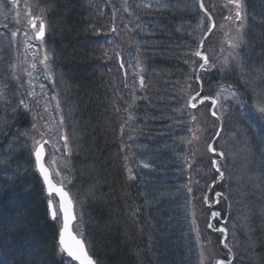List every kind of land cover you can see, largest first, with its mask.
<instances>
[{
	"label": "trees",
	"instance_id": "16d2710c",
	"mask_svg": "<svg viewBox=\"0 0 264 264\" xmlns=\"http://www.w3.org/2000/svg\"><path fill=\"white\" fill-rule=\"evenodd\" d=\"M134 1L135 5L132 6L135 8V13L141 17V24H134L130 29L119 30L116 36H113L109 28L102 31L85 30L82 32L73 25L72 22L75 21L81 10L85 13L100 11V9L94 8L96 7L95 0L33 1L47 14L48 40L59 38L54 44L49 41L50 50L55 53V66L64 71V67L72 65V69L78 75L76 83L71 88L75 94L66 99L68 102L76 100V103L72 105L78 111V114L73 113L75 115L73 119L77 126L70 130L72 134L78 132L77 143L81 145L83 151L79 156H73V161L71 160L74 164V193L78 192L79 197L75 203L76 207L80 209L81 226L90 239L99 264L102 261L105 264H131L127 263L131 254L139 258L140 264H196V258L186 259L191 254L189 242H185L187 233L180 229L177 232L178 242L169 239L166 227H173L177 220L180 222L183 221L182 219L186 220L184 216L178 215L177 209L175 211L172 206L175 208L179 205L180 208L183 204L190 205L192 203L194 209L205 208L203 202L199 206L195 205L193 196L195 200L197 195L203 197L205 191H208L209 180L215 179L216 176L199 179L200 181L197 180L196 183H192L191 187H188L189 178L185 169L168 168L166 171H160L163 174L153 171L148 177L146 172L144 176H140L136 169L134 171L136 177H140L145 184L156 185L157 188L142 185L139 195L144 202L141 205L143 209H132V212L138 214V224L137 226L133 225V230L130 226L125 227L124 223L128 222L126 211L129 209H120L119 205H113L110 202V199L114 198L124 204L130 201L135 194L131 189L127 192L122 190L127 194L125 195L118 190L116 185H113L114 182L120 181L121 173L119 171L122 166L120 162L123 157V152L118 144V132L113 128L109 132L104 130L106 126L82 118L84 110H89L93 115H99L103 111L101 102L95 101L93 91L121 81V69L118 66L120 62L127 67L132 59H136L135 66L131 65L133 69L131 77L134 81L136 74L145 76L149 85L147 89H151L150 92H146L147 94L155 90L156 84L161 78L175 77L177 74L188 78L189 74L196 72V68L193 71L195 66L192 60H197L193 53L198 50V39L201 35L198 29L201 27L193 24V20L196 18L189 15L186 10L188 5L185 1L174 0L175 4L169 5L170 8L162 5L153 11L141 10L140 4L148 3L141 0ZM118 11H122V9L119 8ZM262 23L263 20L259 21L254 29L248 31V33L250 32L249 38L254 40L258 38L256 31L262 27ZM146 25L147 28H145ZM121 43H126V48L121 47ZM209 44L211 46L213 44L211 39L207 45ZM69 45H73L75 53L82 54L83 58H72L69 63H65ZM258 45H260L258 47L260 53L257 52L256 56L260 57L259 63L253 56L255 52L244 53L246 61L250 62L248 66L250 69H256L259 65L260 68L264 67V37L258 41ZM112 47H119L120 55L115 56ZM223 50L227 52L226 48ZM158 57L161 59L160 63L156 60ZM214 57L212 55V58ZM223 60L224 57L220 56L219 69L217 67L203 78L204 89L206 87L210 89L215 80L222 78L221 75H230L237 79L239 66L234 67L235 71H233L232 68L229 69L221 64ZM193 76L196 77V74L194 73ZM158 85L163 92L171 95L169 87L162 83ZM188 86L191 88L192 95L197 92L196 79ZM256 91L258 95H263L264 85H256ZM4 106L10 108L11 103H4ZM128 106L134 108L133 103ZM65 107L71 109L70 105ZM166 109L174 111V104H167ZM147 110V107L143 109V111ZM65 118L68 119L67 114ZM69 121L73 123L72 120ZM8 122L9 118L0 111V123ZM162 127L165 128L164 125ZM110 138L114 139V144L109 143ZM123 139L125 142H129L126 146L129 151L134 150L133 146L140 143L135 136L126 135ZM17 141L19 142L9 143V147L14 150L19 163L13 169L15 175H11V170V173L8 172L0 177V258L5 264H54L52 258L57 255L58 251L57 225L50 222V218L47 216L46 199L39 178L30 174L32 169L30 154L25 152L19 138ZM132 141L134 142L132 143ZM19 146L22 148L17 152L16 149ZM139 147L141 146L139 145ZM112 155L117 163L112 162L110 158ZM158 162V155L153 156L148 164L151 167L150 170H153ZM86 165L92 167L89 179L86 178V172L88 173ZM5 171V166L0 165V173ZM233 172V169L229 170L230 174L228 175H231V178L228 181V188L225 189L231 191L228 194L239 192L246 194L244 197H250L256 193L255 200L263 205L264 189L257 191L256 184L264 182V167L255 171L250 168L249 171L242 172L243 175L250 173L249 185L253 188L248 190H239V186L243 182H238V179L232 175ZM113 177L116 179L112 181ZM131 184L139 185L140 183L133 182ZM222 190H224V186L221 187ZM240 200L246 202L244 199ZM152 209H171L165 213L168 219H165L164 214L161 215L160 224L166 229H163L165 237L161 241L163 243L161 246L157 245V241L151 243V240L149 242L141 240L143 236H146L147 227L150 231V225L154 223ZM220 209H222L221 205ZM262 209L264 208L262 207ZM233 221L235 223L229 227L230 233L233 234L237 230L240 231L241 236L243 225L238 220ZM176 225L178 226L177 223ZM181 228L185 229V227ZM139 236L140 238H136ZM240 236L233 239L234 242H237L235 243L237 262L253 260L251 263L256 261L255 264H264V256L257 257L258 248L255 246L254 238H240ZM260 237L264 238V234ZM263 246L264 244L261 243V247ZM50 250L53 251L51 254H49ZM173 251H177L175 256L172 255ZM36 252H39L37 256ZM182 256V259H177ZM63 261L66 260L62 259L61 264Z\"/></svg>",
	"mask_w": 264,
	"mask_h": 264
},
{
	"label": "bare ground",
	"instance_id": "6f19581e",
	"mask_svg": "<svg viewBox=\"0 0 264 264\" xmlns=\"http://www.w3.org/2000/svg\"><path fill=\"white\" fill-rule=\"evenodd\" d=\"M182 1H185L188 5L186 10H188L192 18L197 19L201 15L204 19L222 22L220 32L230 37V24L229 21L226 22L228 16L225 15L228 8L225 3L218 10L213 0ZM225 2L229 6H233L230 0H225ZM240 3L242 5L241 8L245 11L247 27L242 35V40L238 42L239 47H241L238 48L240 51L239 54H244L245 52L260 53L258 41L264 37V0H240ZM133 4L135 5L134 0H95L94 5L96 7L94 8H98L100 11L85 13L81 10L72 23L77 30L82 32L85 30L90 32L96 30L102 31L105 28H109L113 36H116L119 30L130 29L134 24H141L142 19L138 13H135ZM171 4H175L174 0H151L147 4L149 7H144L143 4H140V7L144 11H153L162 7V5L170 8L169 5ZM201 4H203V7H201ZM119 8L122 11H118ZM235 10L232 9V12L234 13ZM261 20H263L262 27L256 31L258 38L254 40L249 38L248 35L245 36L247 31L252 28L254 29ZM45 26V32L48 33V24L45 23ZM145 28H147V25ZM253 32L255 33V31ZM18 34L16 27L8 24L7 30L0 34V44H7L10 40L15 39ZM46 39L47 41L44 43V46L49 51L46 59L48 66H38V62L35 61L28 66L30 67L29 74L35 79L33 83L30 82L28 84L25 82V85H16L17 80L15 78L11 79V81L2 79L0 81V111L9 118L8 123H0V165L6 168L5 172L0 173V177L11 170V175H15L13 169L19 164L16 160L14 150L9 147L10 142H19L17 141V138H19L24 144L26 153L33 149V147H29L25 142L29 139L32 143L33 133H30L29 124H35L41 120L43 116L42 102H46L51 106H49L50 111L48 110L49 118H51L55 111L56 115H59V119L61 118L63 120L65 119V112L61 108L65 107L64 101L75 94L71 88L76 83L77 73L72 69V65L64 67V71L62 68L55 66V53L49 47L50 42L54 44L59 38L48 40L47 35ZM121 47L126 48V43H121ZM112 48L115 56L120 55L121 50L119 47ZM1 51L2 48L0 46V53ZM72 58H83V55L76 54L74 46L69 45L65 63H69ZM156 60L158 63L161 62L159 57ZM11 62L12 59H0V72L5 73L9 71L8 75H10V68H14L10 67ZM135 62L136 59H132L127 67L122 62L118 63L121 69V81L93 91L95 101L101 102L103 111L99 115H93L89 110H84L82 115V118H87L86 120L89 122L106 126L104 130L110 132L112 131L111 128H113L118 132V144L120 150L123 152V157L120 162L122 164L120 167L121 171H119L121 173L120 181L114 182L113 185H116L120 192L122 190L127 192V190L129 191L131 189L135 194L130 201L124 204L111 198V204L119 205L120 209H129L126 213L131 212L134 221L133 225L137 226L138 214L132 212V209H143L141 205L144 202L139 195V191L142 185L147 187L149 184L143 183L140 177L135 176L134 171L136 169H138L137 173L140 176H144L146 172L147 177L153 171L159 173L160 171L168 170V168L185 169L189 178L187 186L191 187L193 185L192 183H196L199 179L219 176L216 167L213 165V161H216L221 170H226L223 171L224 178H218V180L210 179L209 182L211 183L209 184H212V190L208 189V191H205V196L209 197L210 201H213L214 209H220V198L224 199L228 194L221 191V187L224 185L221 181L230 180L231 175H228L230 174V167H232L231 169L233 167L237 168V170L240 169L242 172H247L250 168L252 171H255L264 167V121L261 119L260 114L258 115L255 110L247 106L249 104L247 100L248 94H241L239 88L240 83L230 75H221L222 78L215 80L212 88L209 89L206 87L204 89L205 83L203 77L212 71H203L200 74L201 71L198 69L196 74L200 75H196V77L193 76L194 72L193 74H189L188 78L182 74H177L175 77L171 76L166 79L161 78L156 84V89L150 94H147L144 90H137L136 85L139 82H133L131 74L129 75V72L132 70L131 65L134 67ZM243 65L249 66L250 62L246 60H235L230 63V68L235 71L234 67ZM37 70H40L39 74H37ZM14 73L19 74L17 71H13L12 74ZM195 79L198 84L196 94H200L197 97V108H193L188 104L190 98L195 96L192 95L191 88L188 84L193 83ZM159 83L169 87L171 95L163 92L162 88L158 85ZM47 84H49L48 86L54 93L47 94V99L43 100L42 95L46 93L44 89ZM200 97L217 99V104L213 108L211 99H206L204 103H200ZM4 103H11V107L6 108ZM73 103H76V100L66 101V105H70L71 107V109H67L72 113H77L78 111L73 108ZM130 103L134 104V108L128 106ZM169 103L174 104V111L166 109ZM233 104H238L243 110L235 113L230 109ZM243 105L246 107H243ZM146 107L148 110L143 111ZM204 107H206L205 110L208 109L211 112L212 118L214 117L218 120L217 125L219 126L217 128L209 125L203 126L204 131L211 139L205 136L203 138V134L200 132L201 129L193 130L195 127L193 121L196 118L205 121L206 117H208L203 110ZM197 111L198 116L196 114ZM213 111L216 113L215 116L212 115ZM69 122L71 123V121ZM71 134L70 129L64 126V134L61 133L58 138H62L61 141L64 142V137L66 136L68 141H72ZM126 135L135 136L140 141L139 144L133 146L134 150H127L126 146L129 142H125L123 139ZM43 140L48 141L45 138L39 139L41 142ZM109 143L114 144V139L112 140L110 138ZM209 145L215 149V152L209 151ZM219 153H223V157L219 156ZM155 155H158L159 162L154 166L153 170H150L151 167L148 164ZM110 158L113 163H117L113 155ZM36 172L39 174L38 171ZM160 173L163 174L162 172ZM156 176L158 177V174ZM133 182L140 184H131ZM148 187L157 188L156 185H149ZM217 193H221L222 195L217 196ZM123 194L127 195L126 193ZM172 209L175 211L177 209L178 215H182V211L193 210L194 208L191 203L190 205L183 204L180 208L179 205L175 206V208L172 206ZM74 215L76 219L72 224V230L73 234L77 235L75 228L80 229L81 226L80 209H74ZM49 221L57 225L59 233L61 225L52 219ZM77 238L82 239L78 235ZM225 244L228 247H225ZM84 245L85 250L94 261V264H99L93 247L88 248L85 242ZM57 246V255L52 260L54 264H61L62 259L69 257H67L66 253L60 251L58 240ZM229 249H231L232 264L238 263L236 260L238 255L235 250V245H229L228 241L218 244V251L220 254H224L222 260L225 263H227L229 258ZM52 252L50 250L49 254ZM38 253L36 252V256ZM129 262L131 264H140L139 258L132 254L127 263ZM239 262L242 261L239 260ZM0 263L5 264L1 258ZM74 264H79V262ZM100 264L105 263L102 261Z\"/></svg>",
	"mask_w": 264,
	"mask_h": 264
},
{
	"label": "rangeland",
	"instance_id": "374dc122",
	"mask_svg": "<svg viewBox=\"0 0 264 264\" xmlns=\"http://www.w3.org/2000/svg\"><path fill=\"white\" fill-rule=\"evenodd\" d=\"M213 1L218 10H220V7L223 3H225L228 8V11L225 15L228 16L226 22L229 21L230 24V37L226 36L225 33L220 32V25H222V22L215 21L212 19H204V17L201 15L199 18L193 20L194 25H198L201 27L199 28L200 30L198 29V32L200 31L201 34L200 38L198 39V42L201 43L202 40L203 43L208 44L210 39L213 42L212 46L211 44L205 45V48L208 51L206 54L209 55V58L211 59V64L206 69V66H204V69H200V74L203 71H212L216 69L218 67V63L220 62V56L224 57V60L221 61V64L225 66L228 65L227 68L229 69L230 62H233L235 60H246V55L239 54L240 51L238 50V48H241L239 47L240 45L238 42L242 40V35L247 27L244 9L241 8L235 10V4L233 3V6L231 7L225 2V0ZM232 9L235 10L234 13L232 12ZM237 11H240L241 13L239 17H237L236 15ZM32 19H37V29L35 30L31 27L30 21ZM39 19H42V16L36 4H34V6L30 4L27 8L26 0H0V34L7 30L8 24L16 27L17 34L19 33L15 39L10 40L7 44H0L2 48V51L0 53V59H12L10 67H14L10 68V75H8L9 71H6L5 73L0 72V81L1 79L11 81V79L15 78L17 80L16 85H25V82L30 84V82L33 83L35 79L33 78V76L31 77V74H29V64H32L35 61L38 62V66H48L45 58L47 57V54H49V51H47L44 46V43L47 41V39L44 37V39L42 38L41 40H39L36 36V32L39 27ZM248 31L245 36L248 35L249 37L250 32L248 33ZM224 48H226L227 52L223 50ZM221 52L222 54H220ZM212 55H214L215 57L212 58ZM253 56L257 58L259 63V55L256 56V53H254ZM192 62L195 66L194 70L196 68V74L200 65L202 64V60L197 58V60H192ZM239 68L240 70L237 71V81L240 83V92L241 94H248L247 100L249 104H247V106H250L252 110H255L258 115L260 114L261 119L264 121V114H261L257 111L258 105H264V94L258 95L256 92V85H264V67L260 68L259 65L256 67V69H250L248 66L243 65L239 66ZM13 71H17L19 72V74H12ZM39 71L40 70H37V74H39ZM130 74H133V69L129 72V75ZM204 74L206 73L204 72ZM203 78H205V76ZM135 79L136 80H134L133 82H139V84L136 85L137 90H144L145 92H150L151 89H147L149 85L147 84V79H145V76L142 77L141 74H136ZM141 80L143 81V84H141ZM48 85L49 84H47L44 89L46 93L42 95L43 100L47 99V94L54 93ZM212 87L213 85L211 86V88ZM195 94L196 93H193V95ZM196 102L197 100L193 101V103ZM64 105L66 106V101H64ZM49 106L50 104L48 105V103L42 102L43 116L41 120L37 121L35 124H29L30 133H33V138H35V140H39L40 138L48 139L49 143L48 145H45L46 165L50 167L51 170L54 168L55 170L60 172V176H55V174L53 173L54 179L56 181L63 180L65 189H67L71 193L72 198L75 201L76 199L78 200L79 197L78 192L74 193V164L73 166H71V164L68 163V160H70L68 159V151L72 152L71 156H79L83 153L81 145L77 143L78 132H73V134H71L72 141L67 140V148H65V141L62 142V138H58L61 133L64 134V126L68 127L69 129L71 128V130H73V128L75 129V126H77L73 119L75 115L71 111L69 112L66 107H63L61 109H63V111L65 112V117L66 114L68 115V119H59V115H56L55 111L54 114H52L51 118H49L48 110L50 111L51 107ZM243 107L246 106L243 105ZM205 109L206 107H204L203 110L208 117H206L205 121H201L200 118H196V120L193 121L195 124L193 130L201 129L200 132L203 134V138L205 136L211 139V137L204 131L203 126L209 125L217 128L219 125H217L218 120L214 117L212 118L211 112L208 109ZM230 109L235 113L243 110V108H240L238 104H233ZM58 111L60 110L58 109ZM196 114L198 116V111L196 112ZM70 117L72 118L70 119ZM69 120H72L73 123H70ZM34 125L35 128L33 127ZM41 134H43V137L41 136ZM33 138L32 143L29 139L26 140L25 143L29 147H33L31 153L28 152L30 154V165L32 167L30 174L34 175L35 172V174L38 176L33 161L34 155L32 154L35 149ZM21 144L24 146L22 142ZM13 145L15 146V144ZM21 148L22 146H19L16 151L19 152ZM51 160H55V165H50ZM86 167L88 168V173L86 172V178L89 179L90 172L92 171L90 168L92 167L89 165H86ZM223 167L221 168L223 169ZM231 168L232 167H230V169ZM233 170L234 172L232 175H234V177L238 179V182H243L239 186V190H248L250 188H253V186L249 185V172L247 175H243L242 170H237V168L234 167ZM221 171L223 172L226 170L223 169ZM218 178L219 176H216L215 180H218ZM115 179L116 178L113 177L112 181ZM221 182H223L224 184V190H222V192L230 193L231 191L225 190L226 187L228 188V181L224 180ZM211 185H208V189L210 190H212ZM41 186L42 189H44L43 185ZM256 187L258 189L257 191L263 190L264 182H262L261 184H256ZM42 192H44V196L46 199L45 209H48L47 192ZM255 194H252L250 197H244L246 194H242L239 192H234V194L231 195L228 194L227 199H225V197L224 199L220 198V204L222 206V209H214L213 204H209L210 202H207L208 205L205 206V208L193 210L189 209L188 211H182V216H185L186 220L182 219V222H180V220H177L176 223L178 224V226L176 225V223H174L173 227H166L167 230L162 227V224H160V220L161 215L163 214L165 219H168L165 213L170 211L171 209H155L153 210L152 218L154 223L150 225V231L147 227L146 236H143L144 238L142 237L141 240H144L145 242H149V240H151V243L157 241V245L161 246L163 244L161 241L165 237L163 235V229H165L167 231L169 239L179 242L177 232L182 229L187 233V235L185 236V242L188 241L189 246L191 248V254L186 259L188 260L189 257L196 258V264H216L217 260H222V258L224 257V254H220L218 251V243L228 241L229 245H236L235 243L237 242H234L233 239H236V237L240 236V231L236 230L233 234H231L229 231V227L235 223L233 220H238V222L243 225V232L241 233L240 238H254L255 246L256 248H258L257 257L261 258L264 256V249L262 250L264 246L261 247V243L264 244V238L260 237V235L264 234V209H262V207L264 208V204L260 205V202L255 200ZM204 196L202 197L200 195H197L196 200L193 196L194 204L197 206L201 205V202H204ZM240 199H244L246 200V202L244 203ZM76 209L78 208L76 207ZM213 212H218L222 220L217 222L216 219L219 216L213 217ZM159 213H161V215H159ZM47 216L49 217V214ZM127 218L128 222L125 221L126 223H124V225L125 227L130 226V228L133 230L134 221H132L133 217L132 215H130L129 212H127ZM209 225H212V227H209ZM181 227H185V229ZM219 228H224L225 232L217 231L216 229ZM75 232L80 238L84 240L88 248L93 247L89 237L84 233V229L82 226H80V229L75 228ZM224 236H227L225 240L223 239ZM136 238H140V236ZM175 252L177 251L172 252L173 256H175ZM182 258L183 256L177 259L179 260ZM252 261L253 260L238 263L255 264L256 261L254 263H251Z\"/></svg>",
	"mask_w": 264,
	"mask_h": 264
},
{
	"label": "snow or ice",
	"instance_id": "6c2138e0",
	"mask_svg": "<svg viewBox=\"0 0 264 264\" xmlns=\"http://www.w3.org/2000/svg\"><path fill=\"white\" fill-rule=\"evenodd\" d=\"M230 2L235 4L237 9H241L242 5L240 0H230ZM144 7H149V5L144 4ZM203 7V4H201ZM43 11V9L41 10ZM237 17L241 15L240 11L236 13ZM32 29H37V19H32L30 21ZM45 23L43 19H39V27L36 32V36L38 39H42L45 35ZM15 35V34H14ZM195 56L201 57L204 61L203 64L200 65L202 69L204 66L208 64L207 56H204L200 51H195L193 53ZM47 59V57L45 58ZM141 84L143 81L141 80ZM200 94L197 93L195 96H192L191 99L188 101V104L195 108L197 105L193 103V101L197 100V97ZM206 99H211L208 97H200L199 102L204 103ZM23 103V101H21ZM217 104V99H211V105L214 108ZM257 111L261 114H264V105H258ZM212 115L215 116V111L212 112ZM219 119V117H217ZM193 119H195L193 117ZM35 128V125L33 126ZM43 137V134H41ZM65 139V148H67V137ZM34 140V155L36 166L43 177L44 184L47 186V203H48V210L53 221H56L58 224L61 225L59 231V247L62 253H66L67 257L71 258V260L78 261L79 264H94V261L89 257L87 251L85 250V245L82 239H78L77 235L73 234L72 230V222L76 219V216L73 213V201L69 195V192L65 190L63 180L53 182V173L55 176H60V172L55 170L54 168L50 171V167H46L44 164V154H45V145L48 144L47 140H43V142L39 140ZM209 151L215 152V149L209 145ZM219 156L223 157V153H219ZM50 165H55V160L50 161ZM213 165L216 167V171L219 173V178H224V173L221 171L219 165L216 161H213ZM217 196H221V193H217ZM58 198V199H57ZM227 199V197H225ZM55 201V203H54ZM213 217H217L220 214L218 212L212 213ZM212 227V225H209ZM220 232H225L224 228L216 229ZM225 247H228L225 244ZM71 260L63 261L62 264H71ZM216 264H225L224 260H217ZM227 264H232V256H231V249H229V258L227 260Z\"/></svg>",
	"mask_w": 264,
	"mask_h": 264
},
{
	"label": "water",
	"instance_id": "95a60500",
	"mask_svg": "<svg viewBox=\"0 0 264 264\" xmlns=\"http://www.w3.org/2000/svg\"><path fill=\"white\" fill-rule=\"evenodd\" d=\"M203 44V43H202ZM202 48V47H201ZM200 48V49H201ZM38 169V168H37ZM39 171V170H38ZM43 178V177H42ZM46 189H47V186H46ZM73 213H74V205H73ZM75 222V220L72 222V224ZM76 262H78V261H76Z\"/></svg>",
	"mask_w": 264,
	"mask_h": 264
}]
</instances>
